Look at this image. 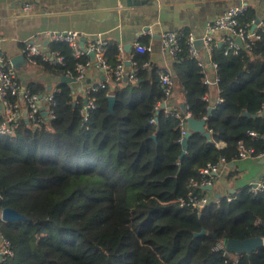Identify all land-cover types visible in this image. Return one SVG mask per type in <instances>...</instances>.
<instances>
[{"label": "trees", "instance_id": "trees-1", "mask_svg": "<svg viewBox=\"0 0 264 264\" xmlns=\"http://www.w3.org/2000/svg\"><path fill=\"white\" fill-rule=\"evenodd\" d=\"M185 40L173 63L184 108L175 102L169 112L159 108L164 69L133 46L129 55L138 81L112 82L94 93L97 108L87 126L73 87L63 82L55 89L54 119L39 128L23 121L14 136H0V211L23 216L0 219V233L14 251L0 264H264V247L241 255L216 247L264 237V191L254 196L244 189L231 202L220 198L200 216L179 202L191 181L201 180L202 168L236 159L239 142L264 153V116H258L264 104V34L238 54L214 48L223 102L211 114L202 99L209 88ZM47 48L59 51L66 66L40 63L46 70L65 76L74 68L67 43L50 42ZM118 53L117 40L107 41L105 58L113 66ZM177 110L196 120L207 117L212 138L196 133L184 147Z\"/></svg>", "mask_w": 264, "mask_h": 264}, {"label": "crops", "instance_id": "crops-1", "mask_svg": "<svg viewBox=\"0 0 264 264\" xmlns=\"http://www.w3.org/2000/svg\"><path fill=\"white\" fill-rule=\"evenodd\" d=\"M26 1L0 0V56L11 58L15 64L17 60L15 66L20 82L27 87L32 84L39 95H45L63 83L62 76L46 70L43 65L29 63L23 54L26 43L35 39L38 41L37 36L46 31L79 32L81 42L85 39L84 47L85 44L91 46L99 34L106 41L116 39L119 45L125 47L128 59L131 58L129 53L134 42L143 39L152 46L151 62L162 69L173 70L175 60L161 48L164 32L187 30L203 36L209 20L239 4L248 8L246 23L251 29L264 21V0H29L31 7L25 10ZM223 35L218 31L213 38L219 41ZM50 42L48 37H43L36 43L47 48ZM126 45H131V48L126 50ZM128 68L131 70L132 66ZM103 77L102 70L92 66L85 82L72 83L76 102L82 99L85 86ZM212 95L215 96L214 92ZM174 102L183 105V93L178 85L175 87ZM219 146L225 147V144ZM220 165L218 174L211 179L212 185L203 189L211 202L229 196L237 197L250 182L264 176L263 156Z\"/></svg>", "mask_w": 264, "mask_h": 264}, {"label": "built area", "instance_id": "built-area-1", "mask_svg": "<svg viewBox=\"0 0 264 264\" xmlns=\"http://www.w3.org/2000/svg\"><path fill=\"white\" fill-rule=\"evenodd\" d=\"M31 2L27 0L24 4V9L29 10ZM247 6L239 4L225 11L219 17L209 20L206 24V30L203 36H198L194 32L166 31L161 35L162 51L173 58L174 60L182 52V39L186 37V45L188 47L189 56L198 61L200 72L203 76L205 86L209 88L202 99L209 105V109L213 110L216 106L223 102L221 90L219 88L218 66L212 61V53L214 48L219 45L225 48V52H232L238 54L241 49H252L258 41L262 39L264 34V21L255 24V29L246 23L242 22V18L247 13ZM223 32V37L217 41L213 38L215 32ZM48 37L52 42L67 43L72 51L73 57L76 60L75 66L72 70H68L66 75L69 78L78 82H85L89 69L96 66L102 70L104 78L98 82L85 86L83 90V97L76 103L81 104L80 116L82 118V125L87 126L90 120L92 111L97 108L94 93L107 88L112 82H130L136 83L138 75L135 69L136 62L131 58L125 56V47L119 45V53L117 55V62L113 66L105 58L106 44L103 36L99 34L96 40L89 48L82 45V35L76 31L56 32L46 31L43 35L37 36V40ZM201 40V48L197 46V42ZM36 39L26 43L23 49V54L26 56L29 63L33 65L48 64L50 66H66L65 58L59 51H52L48 48L39 46ZM136 52L144 54L151 53V44L145 46L140 43V39L134 42ZM95 52L96 64L94 65L90 59L89 52ZM90 57V56H89ZM86 58V59H85ZM131 62V70L128 68L127 62ZM145 63L144 66H147ZM127 78V81H125ZM161 88L164 94L161 105L165 104V111L169 112L174 108V92L178 82V76L170 68H165L159 73ZM213 90V91H212ZM55 91L52 90L41 97L35 93L31 88L23 86L19 80L16 66L11 58L0 56V136L10 135L14 136L17 130L21 127L23 121H27L33 128H39L47 121L56 117L55 109L58 105L55 97ZM213 92L215 96L213 97ZM183 112V111H182ZM181 111H176V117L181 120V134L182 139L186 135L187 120L191 117L190 113L183 114ZM261 116H264V104L259 111ZM207 119V117H205ZM249 135L253 138H261L256 132L250 131ZM264 139V137H262ZM264 157V153L256 154L253 147H248L244 142H239L238 157L234 161L249 160ZM226 159L220 158L217 164H209L200 170L201 180H192L190 183L189 193L186 198L179 199L181 206H191L197 211L201 207H205L211 201L203 192V189L212 185V178L218 174L220 164L226 163ZM249 193L257 196L264 191V176L257 181L250 182L247 185ZM1 197V196H0ZM236 197L229 196V202L235 200ZM0 219L3 220V210ZM264 240V237H262ZM217 249H223L228 252L226 246L222 243H217ZM13 246L11 241L1 235L0 247V263L9 256L13 255Z\"/></svg>", "mask_w": 264, "mask_h": 264}, {"label": "water", "instance_id": "water-1", "mask_svg": "<svg viewBox=\"0 0 264 264\" xmlns=\"http://www.w3.org/2000/svg\"><path fill=\"white\" fill-rule=\"evenodd\" d=\"M84 42H85V39L83 38L82 39V45H84ZM197 43H198V47L201 48V46H199V44L202 45V41L199 40ZM130 48H131V45H126V50H129ZM89 56H90L92 62L94 64H96L95 52H93V51L89 52ZM22 57L24 58V56H22ZM15 65L17 66V60H16ZM127 65L130 66L131 62L128 61ZM103 79H105V78L103 77ZM125 81H127V78H125ZM62 82L72 84L76 81L72 78L67 77V76H62ZM42 96L43 95H41V97ZM109 98H110V107L112 108L115 99H114V96H112V95ZM182 107L184 108V105H182ZM164 108H165V104L163 103L161 105V109H164ZM212 110H213L212 108L209 109V114L212 113ZM258 116H261V115L259 114ZM196 133H200V134L204 135L205 137H207L208 139L212 138V133L207 128V119L206 118H204L202 120H196V119L190 117L187 120L186 135L182 141V144L184 147H186L187 140L189 139V137H191L193 134H196ZM218 198H220V196ZM203 209H204V207L200 208L199 216H200ZM2 215H3V220L6 222H14V221H17V220H20L23 218V216L21 214H19L17 211H15L13 209H4ZM205 233H206V230L203 229L200 234H205ZM225 246H226V249L228 250V252H231V253H234L237 255H241L243 253L251 254V253L256 252L257 250L264 247V240L262 237H259V236L255 237V238H248L245 240H230L226 243Z\"/></svg>", "mask_w": 264, "mask_h": 264}]
</instances>
